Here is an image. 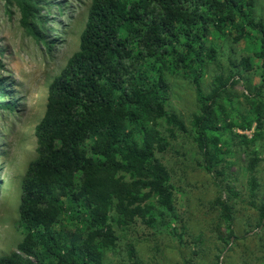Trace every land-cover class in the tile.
<instances>
[{"label":"trees","instance_id":"16d2710c","mask_svg":"<svg viewBox=\"0 0 264 264\" xmlns=\"http://www.w3.org/2000/svg\"><path fill=\"white\" fill-rule=\"evenodd\" d=\"M15 2L19 22L36 40H44V23L50 12L46 0ZM255 0H91L78 49L67 59L47 88L42 118L34 127L36 156L21 179L18 213L26 233L16 249L0 255V264H105L106 252L115 246L111 222L128 225L137 217L155 224V207L174 211V185L167 167L157 157L169 141L158 128L164 119L169 131L187 132L184 121L167 109V74L190 80L199 103L193 114V139L206 170L219 174L224 162L222 133L227 123L224 100L233 74L217 73L209 91L201 79L217 48L206 41L211 28L235 29V40L256 35L264 61V20L254 15ZM45 10L44 14L41 11ZM146 58L149 74L139 65ZM245 69L248 56L240 60ZM234 67L236 64L233 63ZM264 73V71H263ZM264 81V78H263ZM0 79V107L16 104ZM260 89V87H257ZM253 91L251 113L242 115L240 128L264 126V94ZM235 135H238L237 133ZM247 143L255 141L241 135ZM249 158L248 184L255 196L256 166ZM81 173L80 183L74 181ZM230 190V188L228 187ZM153 199L154 203L150 200ZM217 203L228 227L232 212L227 198ZM264 221V197L254 204ZM66 213L87 230L84 237L67 230ZM230 231L229 239L232 238Z\"/></svg>","mask_w":264,"mask_h":264},{"label":"rangeland","instance_id":"374dc122","mask_svg":"<svg viewBox=\"0 0 264 264\" xmlns=\"http://www.w3.org/2000/svg\"><path fill=\"white\" fill-rule=\"evenodd\" d=\"M46 1L50 13L45 15V39L39 41L21 26L17 4L0 0V79L9 85L5 89L8 96L3 98L16 102L12 110L0 107V255L16 249L26 233L18 205L21 179L36 156L34 127L44 114L49 83L78 49L91 0ZM253 10L256 18L264 20V0H255ZM236 35L228 25L223 31L211 28L206 37L218 53L205 68L203 89L209 91L217 73L231 72L237 80L228 86L229 97L224 100L231 128L221 136L226 152L224 162L217 167L219 174L205 169L193 139V114L199 108L194 84L181 74L168 73L167 109L178 114L187 128V132H171L164 119L158 121L169 145L156 155L167 167L175 188L174 211L157 205L153 227L138 217L128 225L111 222L116 241L106 252L105 264H264V221L257 226L260 219L254 206L264 197V126L257 128L254 123L249 129L239 127L243 114L254 116V98L262 99L253 96V91L260 87L257 91L264 94V61L257 55L260 46L254 33L238 40ZM245 56L249 58L247 69L239 63ZM146 62L153 59L146 58L141 65L134 62L133 69L148 68L151 74ZM243 134L255 141L246 143ZM252 156L259 158L255 196L248 184ZM80 180L81 173L77 172L74 181L79 184ZM218 198L228 200L230 228ZM61 221L67 230L86 235L85 227L75 225L66 213Z\"/></svg>","mask_w":264,"mask_h":264},{"label":"bare ground","instance_id":"6f19581e","mask_svg":"<svg viewBox=\"0 0 264 264\" xmlns=\"http://www.w3.org/2000/svg\"><path fill=\"white\" fill-rule=\"evenodd\" d=\"M40 100V99H39Z\"/></svg>","mask_w":264,"mask_h":264}]
</instances>
